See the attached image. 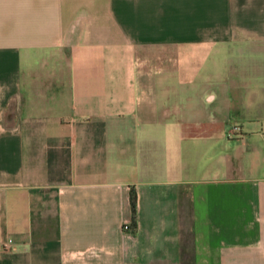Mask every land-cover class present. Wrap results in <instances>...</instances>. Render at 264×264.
I'll list each match as a JSON object with an SVG mask.
<instances>
[{
	"label": "crops",
	"instance_id": "crops-1",
	"mask_svg": "<svg viewBox=\"0 0 264 264\" xmlns=\"http://www.w3.org/2000/svg\"><path fill=\"white\" fill-rule=\"evenodd\" d=\"M0 264H264V0H0Z\"/></svg>",
	"mask_w": 264,
	"mask_h": 264
},
{
	"label": "trees",
	"instance_id": "trees-1",
	"mask_svg": "<svg viewBox=\"0 0 264 264\" xmlns=\"http://www.w3.org/2000/svg\"><path fill=\"white\" fill-rule=\"evenodd\" d=\"M129 209H130V229H134L135 227V192L133 190L129 191Z\"/></svg>",
	"mask_w": 264,
	"mask_h": 264
},
{
	"label": "built area",
	"instance_id": "built-area-1",
	"mask_svg": "<svg viewBox=\"0 0 264 264\" xmlns=\"http://www.w3.org/2000/svg\"><path fill=\"white\" fill-rule=\"evenodd\" d=\"M236 128H233V130H235ZM9 243H10V240H7L5 243L2 244V247L3 248H7L9 247Z\"/></svg>",
	"mask_w": 264,
	"mask_h": 264
}]
</instances>
